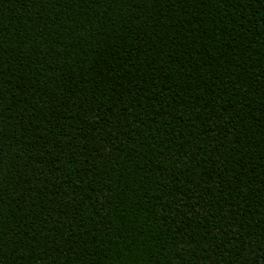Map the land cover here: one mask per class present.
<instances>
[{
  "label": "trees",
  "instance_id": "1",
  "mask_svg": "<svg viewBox=\"0 0 264 264\" xmlns=\"http://www.w3.org/2000/svg\"><path fill=\"white\" fill-rule=\"evenodd\" d=\"M0 264H264V0H0Z\"/></svg>",
  "mask_w": 264,
  "mask_h": 264
}]
</instances>
